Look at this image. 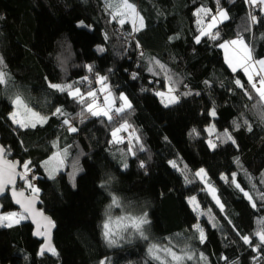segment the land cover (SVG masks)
<instances>
[{"label": "trees", "instance_id": "1", "mask_svg": "<svg viewBox=\"0 0 264 264\" xmlns=\"http://www.w3.org/2000/svg\"><path fill=\"white\" fill-rule=\"evenodd\" d=\"M134 2L146 27L126 42L130 25L121 29L115 22L109 23L103 0H0V55L13 78L11 88H0V139L12 148L9 159L31 161L40 189V209L56 224L53 242L59 253L58 257L40 256L42 243L34 238L33 227L25 220L12 228L0 227V264H99L104 257H109L112 264H158L147 256L148 241L134 237L119 248L105 245L102 225L109 212L113 217L147 212L151 223L146 229L152 242L166 245L171 239L174 250L188 246L197 255L202 252L209 264H264V247L260 259L254 260L256 253L240 239L248 235L253 237V245L258 243L255 233L264 226L260 219L264 217V201L257 200V209H253L231 183L235 173L237 182L250 194L264 193L260 182L264 174V122L256 115L258 98L254 95L249 100L235 84L239 79L250 90L246 76L229 68L219 47L221 41L235 39L240 33L253 47L255 57L264 58V15L252 11L245 0H220V6L229 13V19L218 26L220 40L204 37L197 44L194 13L201 7L215 13L216 0ZM249 11L260 22L245 31ZM81 21L90 28L80 27ZM136 41L144 51L143 57ZM151 57L171 70L179 93L191 94L180 95L178 103L165 107L155 93L167 91V81L163 75L153 76L148 71ZM86 65H92L94 72L89 73ZM132 73L137 74L136 79ZM95 74L108 77L116 97L128 96L134 109L128 120L147 151L132 156L127 154V142L110 143L113 126L102 122L103 118L89 116L83 123L74 120L79 126L77 133L61 129V120L54 116L42 127L27 130L16 128L8 120L10 97L17 92L41 114L51 115L61 107L76 116L80 105L67 93L49 88L48 83H71L88 76L99 88L93 79ZM80 87L85 91L88 85ZM212 109L215 117L210 115ZM244 120L252 125L251 132L246 130ZM233 121L240 123L239 130ZM212 126L217 133L231 132L238 147L217 142L212 150L207 131ZM193 129L199 135L192 134ZM57 139L61 149L71 147L66 166L53 179L43 164L57 151L53 147ZM77 160L82 171L77 173L73 187L71 165ZM171 161L179 170L171 166ZM124 162L127 169L122 166ZM200 169L206 171L208 182L215 187L224 204L223 212L195 176ZM222 177H228V182ZM111 194L120 198L122 208L109 209ZM192 197L199 202L200 211L208 213L211 209L216 227L207 215L193 210L189 203ZM2 203L3 213L16 210L9 198ZM197 223L206 233L203 244L196 238Z\"/></svg>", "mask_w": 264, "mask_h": 264}, {"label": "snow or ice", "instance_id": "2", "mask_svg": "<svg viewBox=\"0 0 264 264\" xmlns=\"http://www.w3.org/2000/svg\"><path fill=\"white\" fill-rule=\"evenodd\" d=\"M245 3L251 8L259 6L260 13L264 15V0H245ZM103 4L106 14L109 16V23L115 22L121 29L125 24L130 25L131 31L125 36L126 42L128 37L135 39V34L146 27L144 16L141 14V11L138 10L134 0H103ZM194 14L197 17L196 23L199 32V35L195 37V42L199 44L204 37H208L213 41L220 40L218 25L229 19V13L220 6V0H216L215 13H213L210 8L201 7L197 9ZM0 19H2V17H0ZM248 20L249 24L245 31H250L251 25L260 22L259 17L251 11L248 13ZM79 26L90 28L89 25H84L83 21L79 22ZM104 35L107 40L108 34L105 33ZM136 47L140 48L139 41H136ZM219 47L224 49L226 53L229 49L238 50L241 53L236 58L226 56V60L234 73L240 69L247 77L246 82L250 85V90L245 88L244 83L239 79L235 81V84L238 88L243 90L244 95L249 100H252L254 95L258 98L254 107L256 108L258 119L264 122V58L254 59L252 55L253 47L245 41L244 36L240 33L237 34L235 39L221 41ZM98 51L103 52L104 49L98 48ZM140 55L143 57L144 53L140 52ZM148 65V71L153 76L163 75L164 79L167 81V91H157L155 93L161 98V103H163L165 107L178 103L180 95L191 94L190 92L179 93V89L176 86L178 81L174 79L167 65L161 63L160 60L151 57L148 60ZM86 68L89 73L94 72L92 65H86ZM131 75L133 79L137 78L136 73H132ZM93 79L100 86L98 89H93L91 87L92 80H90L88 76H84L80 80L71 83H48L49 88L59 93H67L69 97L80 105V112L77 113L76 116L66 112L61 107H56L51 115L41 114V112L35 111L30 107L22 94L17 92L10 97L12 111L8 114V120H10L16 128L27 130L29 128L35 129L38 125L42 127L54 116L61 120V125L66 131L77 133L79 131V126L73 123L74 120L78 119L79 123H83L89 116L103 118L102 122L106 121L109 125L113 126L110 143L118 145L127 142V154L132 156H135L137 151H147L136 128L128 120V116L134 111L133 104L128 96L124 94H120L119 97L114 96L111 85L107 83V76L95 74ZM205 83L208 82L205 81ZM12 84V75L7 70L4 57L0 55V88L9 89ZM82 84L88 85L85 91L81 90L80 85ZM98 93L102 95H98ZM198 94L199 93H197V95ZM117 99L120 101L119 106L116 104ZM210 115L212 117L216 116L215 109H212ZM243 123L246 125V130L248 132L253 130L252 125L247 120H244ZM233 126L236 130H239L241 125L233 121ZM207 131L210 136L208 139V146L212 150H215L218 146L217 142H230L232 145H236L234 136L227 130L222 134L217 133L214 126H212L208 128ZM121 133H126V136L120 135ZM192 134L199 135L195 129L192 130ZM236 146L238 147V145ZM53 147L56 148L57 151L49 160L44 161L43 166L48 170L49 177L54 179L55 175L66 166L65 161L69 156V148L71 146H66L61 149L59 146V139H57L53 142ZM11 155V146L0 143V196H3L6 191L10 190L14 202L20 206L22 211L0 213V227L12 228L21 221L31 217L33 222L36 223L35 235L44 237L46 240L38 254L43 256L45 253H48L51 256L58 257L59 253L51 243V229L55 227V224L49 217L44 216V214L36 208L40 189L35 187L32 180L29 179L32 173L31 161L26 160L22 163L20 160L9 159ZM170 163L173 168L179 170V166L175 161H171ZM237 164L239 165V160H237ZM122 166L124 169H127L128 164L124 162ZM140 167H145L143 161L140 162ZM240 167L242 168V165H240ZM71 168L72 171L70 176L73 187H75V177L79 171H82V169L78 167V160L77 163L71 165ZM245 175H248L246 170ZM195 176L199 177L201 182L205 184V189L212 196L216 206L223 212L224 204L216 194L215 187L208 182L206 171L200 169L195 173ZM17 178L23 181V185L26 186L27 189L31 190L28 196H25L24 190H18L16 188ZM248 178L251 180L250 176ZM222 179L228 182V177H222ZM185 181L189 182L186 175ZM260 182L264 184V174H262ZM231 183L236 189L243 193V196L249 201L253 209H257V200L264 201V193L256 194L254 192L250 194L249 191L241 187V184L236 180L235 173L232 174ZM101 187H105V184L102 183ZM252 187L254 190L256 189L255 184H253ZM254 194L257 195L256 199H254ZM189 203L194 206L193 210L198 211L199 215H207L208 221L213 227L217 226L215 217L211 215V209L208 210V213L200 211L199 202L196 201L195 197H192ZM113 208H122L120 198L115 194H111V203L109 205L110 210ZM106 216L107 219L102 225V238L105 245L109 248L122 247V242L131 243L132 239L135 237L143 241H148L146 249L147 256L150 260L158 262V264H185V261H197L198 264L199 262L209 264L208 258L202 252L197 255L196 250L188 246H185L179 251L174 250L175 245L172 244L171 239H169L166 245L152 242L146 229V226L151 223L147 212L141 215L126 213L116 217H113L109 212L106 213ZM37 217L41 219H36ZM260 219L262 225H264V217ZM229 223H231V221H229ZM194 230L196 238L203 244L207 238L204 228L197 223L194 225ZM237 235H239V233H237ZM255 237L258 240L256 245L252 244V236L244 235L240 236V239L244 244L252 248L253 252L256 253L254 260H258L261 255V247H264V226L255 233ZM221 259L227 261V257L222 256ZM99 264H112V262L109 257H104L100 260ZM145 264H147V261ZM233 264H238V262H233Z\"/></svg>", "mask_w": 264, "mask_h": 264}, {"label": "water", "instance_id": "3", "mask_svg": "<svg viewBox=\"0 0 264 264\" xmlns=\"http://www.w3.org/2000/svg\"><path fill=\"white\" fill-rule=\"evenodd\" d=\"M0 143H1V139H0ZM21 184H23V181H21V180H19V178H17V181H16V188H17L18 190H21V189L19 188V186H20ZM24 192H25V196H28V195H29V194L27 193L26 190H24ZM6 197H8V198L10 199L12 205L14 206V208H15L17 211H19V212L22 211V210L20 209V206L17 205V204L14 202V200H13V198H12V195H11V191L9 190V191H6L5 194H4L3 196H0V213H3V212H4V205H3V203H2V200L5 199ZM36 208H37V210H39L40 212H42V213L44 214V216L49 217V218L53 221V219H52L47 213H45L44 211H42V210L40 209V200H39V198H38V202H37V204H36ZM36 219H41V218L37 217ZM27 221H28V222L31 224V226L33 227V236H34V238H35L37 241H39L40 243H42V246H43V245L45 244L46 240H45L44 237H40V236L35 235V232H36V223L33 222V219H32L31 217H29V218L27 219ZM41 222H43V221H41ZM53 222H54V221H53ZM54 224H55V223H54ZM55 231H56V224H55V227L51 229V243H52L53 245H54L53 240H54V233H55ZM45 255H48V253H45Z\"/></svg>", "mask_w": 264, "mask_h": 264}, {"label": "built area", "instance_id": "4", "mask_svg": "<svg viewBox=\"0 0 264 264\" xmlns=\"http://www.w3.org/2000/svg\"><path fill=\"white\" fill-rule=\"evenodd\" d=\"M251 10L255 12V11H258L259 8H258V9H256V8H255V9L251 8ZM120 35L122 36V33H120ZM140 52H143V53H144V51H143L141 48H140ZM139 56L141 57L140 53H139ZM91 87H92L93 89H98V87H97V85H96L95 83H92V84H91ZM159 91H160V90H159ZM98 95H101V94L98 93ZM60 128L63 129L64 127L61 126ZM122 136H126V134L123 133ZM29 179L32 180L34 186L36 187V177H35V175H34L33 172L30 174ZM23 187L26 188V186H24V185L19 186L20 189H22ZM26 189H27V188H26ZM29 190H30V189H29Z\"/></svg>", "mask_w": 264, "mask_h": 264}, {"label": "rangeland", "instance_id": "5", "mask_svg": "<svg viewBox=\"0 0 264 264\" xmlns=\"http://www.w3.org/2000/svg\"><path fill=\"white\" fill-rule=\"evenodd\" d=\"M259 8V6H257L256 7V9H258ZM253 9H255V8H253ZM260 11V10H259ZM224 52H225V50H224ZM225 56H228V57H231V58H236L237 57V54H236V52H235V50L234 49H229V51L226 53L225 52ZM102 95V94H101ZM125 95V94H124ZM115 96V95H114ZM119 97V96H118ZM118 103V105L117 106H119V104H120V101L117 99L116 100V104ZM121 135V134H120ZM200 179V178H199ZM216 194L218 195V193H217V191H216ZM193 206V205H192ZM194 207V206H193ZM13 211H16V212H19V211H17V210H13ZM9 212H12V211H9ZM5 213H7V212H5ZM27 220V219H26ZM25 220H23V221H21L20 223H22V222H24ZM19 223V224H20Z\"/></svg>", "mask_w": 264, "mask_h": 264}, {"label": "crops", "instance_id": "6", "mask_svg": "<svg viewBox=\"0 0 264 264\" xmlns=\"http://www.w3.org/2000/svg\"><path fill=\"white\" fill-rule=\"evenodd\" d=\"M227 20H225L224 22H226ZM223 22V23H224ZM220 24H222V23H220ZM219 24V25H220ZM218 25V26H219ZM223 50V54H224V58H225V62L227 63V65L229 66V64H228V62H227V60H226V56H225V52H224V49H222ZM235 52H236V54H237V57L241 54L238 50H235ZM252 55H253V57H254V59H257L256 57H255V54H254V52H252ZM230 68V67H229ZM231 69V68H230ZM232 70V69H231ZM237 71H242V70H240V69H238ZM243 72V71H242ZM247 78V77H246Z\"/></svg>", "mask_w": 264, "mask_h": 264}, {"label": "clouds", "instance_id": "7", "mask_svg": "<svg viewBox=\"0 0 264 264\" xmlns=\"http://www.w3.org/2000/svg\"><path fill=\"white\" fill-rule=\"evenodd\" d=\"M255 12H256V11H255ZM22 185H23V184H21L20 186H22ZM21 190H29V189H26V188L23 187ZM30 191H31V190H30Z\"/></svg>", "mask_w": 264, "mask_h": 264}, {"label": "flooded vegetation", "instance_id": "8", "mask_svg": "<svg viewBox=\"0 0 264 264\" xmlns=\"http://www.w3.org/2000/svg\"><path fill=\"white\" fill-rule=\"evenodd\" d=\"M6 198H8V197H6ZM6 198H5V199H6ZM5 199H3V200H5ZM3 200H2V202H3Z\"/></svg>", "mask_w": 264, "mask_h": 264}]
</instances>
